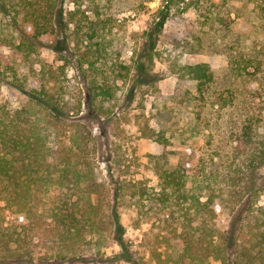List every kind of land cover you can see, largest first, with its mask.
Returning a JSON list of instances; mask_svg holds the SVG:
<instances>
[{
    "label": "trees",
    "instance_id": "trees-1",
    "mask_svg": "<svg viewBox=\"0 0 264 264\" xmlns=\"http://www.w3.org/2000/svg\"><path fill=\"white\" fill-rule=\"evenodd\" d=\"M183 1L161 0V6L167 10ZM15 2L0 0V12L11 16L13 21L20 12L23 22L18 31L19 41L12 44L21 52L23 63L20 69L11 67L8 80L3 82L0 77V84L3 82L17 91L14 100L19 102L17 108L11 109L0 101V212H10L9 217L0 216V264L104 262L106 258L104 253L99 254V246L105 245L104 235L109 229L112 241L121 249L120 259L145 264L124 239L115 210L117 206L132 204L137 207V221L147 223L154 216L164 225L162 244L149 248V257L155 264H206L210 260L218 264H264V112L243 96L245 106L241 105L243 110L229 124L234 144L232 157L227 161L223 159L219 165L205 163L185 137V143L190 145L189 154L181 156L176 165H168L164 153L154 156L165 163L155 169L158 187L150 189L141 180L118 178L114 180L117 183L114 196L109 198L98 181L97 170L87 159L91 130L82 118L84 113L96 118L109 115L117 105L112 86L124 82L131 67L122 62L108 63V20L96 8L95 17L88 21L83 34H77L73 40L77 47H84L78 51L80 65L85 64L91 71L90 78L85 81V76L82 84L85 94L72 99L65 96L66 90L55 92L57 84L63 85L60 75L65 73L59 71L62 67L41 61L36 68L32 57L42 37L54 32L59 4L57 0ZM77 11L74 8L67 12V23L74 21ZM162 24L163 18L148 30L146 39L152 42L142 47L147 66L136 65L138 77L150 78L155 32ZM226 27L231 40L224 46L228 48L232 76L253 79L255 83L258 78L264 79V49L254 52L243 49L239 34L233 32L234 24ZM233 43H240L241 48L233 51ZM250 65L252 72L247 70ZM177 69L185 86L181 96L186 105L194 101L202 105L213 102L215 79L208 63H186ZM248 88L244 89L246 96L253 94ZM82 103H87L85 112ZM209 111L222 117L224 102ZM159 112L167 122L157 119V128L147 123L138 128L142 136L164 143L165 133L173 134L178 124L171 122V112ZM59 121L71 124L63 130L61 143L54 145L50 124ZM179 128L182 135L188 131ZM204 164L210 165L205 176L185 188L194 166ZM47 195L53 199L44 200ZM13 214H21V218L16 220ZM87 233L91 234L89 238ZM34 245L45 250L35 256L30 250ZM93 247L96 254H90Z\"/></svg>",
    "mask_w": 264,
    "mask_h": 264
},
{
    "label": "rangeland",
    "instance_id": "rangeland-1",
    "mask_svg": "<svg viewBox=\"0 0 264 264\" xmlns=\"http://www.w3.org/2000/svg\"><path fill=\"white\" fill-rule=\"evenodd\" d=\"M8 1L14 4L17 0ZM57 2L59 5L55 13V30L50 35L42 37L32 57L36 60L34 62L36 68L41 61L54 67H62L59 71L65 73L60 75L63 85L60 87V83L57 84L55 92L66 90L65 96L72 99L85 94V86L82 84L85 76H87L85 81L90 78L91 71L85 64L80 65L81 56L78 51H82L84 47H77L73 40L77 34H83L88 21L95 17L96 8L108 20L106 27L110 56L108 63L117 65L122 62L131 67L129 75L123 79L124 82L118 81L112 86L113 100L117 105L109 115L106 118H96L90 117L89 114L85 116L84 113L82 118L91 130L92 142L87 150V159L97 170L98 181L102 183L109 198L114 196L117 185L114 180L118 178L127 181L141 180L150 189L158 187L159 179L155 169L165 166V163L160 157L154 156L164 153L167 164L176 165L181 156L189 154L190 145L185 143V137L191 140L193 148L195 147L194 151L202 158L201 160H206L205 163L219 165L223 159L227 161L232 157L234 144V133L231 132L229 124L232 118H237L239 111L243 110L246 103L243 100L246 99L253 103L255 108L264 112V79L258 78L255 83L253 79L248 81L232 76L229 71L228 48L224 46L225 42L229 43L228 40H231L230 31L226 26L233 23V32L239 34L243 49L250 52L264 49V0H185L170 5L167 10L162 9L161 0H57ZM10 6L13 8L14 5ZM15 7L20 9V6ZM74 8H78L76 18L67 23V12ZM3 13L0 12V77L4 82L12 74L11 67L20 69L23 63L21 52L12 45L19 41L18 31L23 27V22L20 12L16 21ZM161 18L163 24L155 32L150 78L138 77L136 65L140 64L143 68L147 66L142 47L146 45L144 43L149 45L152 42V39H146L148 30ZM240 43H233V51L241 48ZM61 56L65 58L61 59L63 58ZM195 62L208 63L214 74L213 102L209 101L205 105L199 101L186 105L181 96L185 86L178 78V65ZM247 70L252 72L253 66H247ZM108 72L107 69L106 73L109 74ZM134 75L136 77L133 78ZM107 78L111 77L108 75ZM3 82L0 84V101L11 109L17 108L19 102L14 100L17 98L15 95L17 91ZM245 88L251 89L253 94L244 95ZM222 102L224 114L217 117V114L209 110L219 108ZM82 107L83 111L86 110L87 103H82ZM159 110L171 112V122L175 121L178 124L173 134L170 131L165 133L164 143L142 136L138 128L145 123L157 128V119L167 122ZM70 124L71 121L52 122L51 143L59 145L64 139L63 130L70 128ZM179 127L188 131L182 135ZM211 148H214V151ZM133 153L135 158H132ZM210 165L194 166L192 178L186 179L185 188H190L200 176H205ZM214 166L211 168L214 169ZM52 199L50 195L44 197L47 201ZM112 208L114 212V206ZM115 210L123 226L126 242L132 245L136 255L141 256L145 264H155L149 257V248L162 244L160 240L163 223L154 216L147 223L143 220L137 221V207L133 204L129 207L117 206ZM9 215L8 210L0 212V216ZM13 218L19 220L21 214H13ZM90 236L91 234H86V238ZM104 237L106 246H99V254L104 253L106 261L92 264H130L118 257L121 249L112 241L110 229L105 232ZM30 250L37 256L45 249L34 245ZM96 252V247H93L90 254ZM206 264L218 263L210 260Z\"/></svg>",
    "mask_w": 264,
    "mask_h": 264
}]
</instances>
